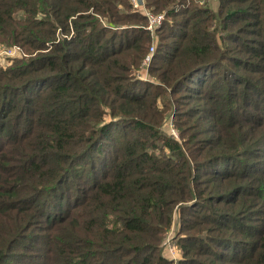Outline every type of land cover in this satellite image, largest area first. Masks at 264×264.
<instances>
[{
  "label": "trees",
  "instance_id": "trees-1",
  "mask_svg": "<svg viewBox=\"0 0 264 264\" xmlns=\"http://www.w3.org/2000/svg\"><path fill=\"white\" fill-rule=\"evenodd\" d=\"M146 5L151 81L130 0H0V264H264V0Z\"/></svg>",
  "mask_w": 264,
  "mask_h": 264
},
{
  "label": "built area",
  "instance_id": "built-area-1",
  "mask_svg": "<svg viewBox=\"0 0 264 264\" xmlns=\"http://www.w3.org/2000/svg\"><path fill=\"white\" fill-rule=\"evenodd\" d=\"M201 1L204 3H209V4L211 3V0H201ZM130 3L132 5L133 9H135L139 13H142L146 16L147 23L145 25V28L150 32V35L152 37V41L154 39H156V41H157V43L150 45V47L147 51V54L145 55V57L142 60L141 71H143L145 69L150 68L151 61L154 57V54L156 52L157 45H158V40H159L158 30L161 27V25H162V23L166 17V12L165 11H161V12L154 11L153 9H151L150 7H148L146 5V0H130ZM3 53L8 54V56L14 55L12 47L4 49ZM142 78H143V76H142ZM145 78H148V77L145 76ZM174 134H176V133H174ZM174 237H175L174 235L167 232L166 235L164 236L163 244H164L165 251L167 249V251H168L167 254H169L170 257L164 252L165 255L168 258L174 260L176 263L181 256L179 254V249H178L179 246L176 242H174V239H173Z\"/></svg>",
  "mask_w": 264,
  "mask_h": 264
},
{
  "label": "rangeland",
  "instance_id": "rangeland-1",
  "mask_svg": "<svg viewBox=\"0 0 264 264\" xmlns=\"http://www.w3.org/2000/svg\"><path fill=\"white\" fill-rule=\"evenodd\" d=\"M211 2H212V7L213 8H215V9L218 8L219 0H211ZM210 5H211V3H210ZM155 43H157L156 39H154L153 41L151 39L149 47H150L151 44H155ZM10 47H12V49H13V52H14L13 56H8V54L3 53L4 49L10 48ZM149 47H148V49H149ZM0 53H1L0 54V64L3 61L5 62L8 58L10 59V58H13V57L22 56V55L27 54L26 51L20 45H17V44H14V45L2 44V45H0ZM136 76H137L138 79H141V80H144V81H146V80L151 81L153 79L150 69H145V70L141 71V68H140L136 72ZM142 76H143V78H142ZM145 76H147L148 78H145ZM173 113H174L173 111L168 113L167 118H166V120H165V122H164L162 127L165 129V131H167L171 135H173L175 137H178V130L176 129V127L174 125V122H173V117H174ZM174 133H176V134H174ZM180 225L181 224L179 222V215H178V212H176L175 221H174L172 227L170 228V230L168 231V233H171L172 235L175 236L173 239H174V242H176V243L178 242V235H179ZM163 246H164V244H163ZM178 249H179L180 256H182L181 248L178 247ZM164 252L167 254L168 253L167 249L165 251V248H164ZM167 255L169 256V254H167Z\"/></svg>",
  "mask_w": 264,
  "mask_h": 264
},
{
  "label": "crops",
  "instance_id": "crops-1",
  "mask_svg": "<svg viewBox=\"0 0 264 264\" xmlns=\"http://www.w3.org/2000/svg\"><path fill=\"white\" fill-rule=\"evenodd\" d=\"M211 6H212V2H211ZM213 8V7H212ZM215 9V8H214Z\"/></svg>",
  "mask_w": 264,
  "mask_h": 264
}]
</instances>
